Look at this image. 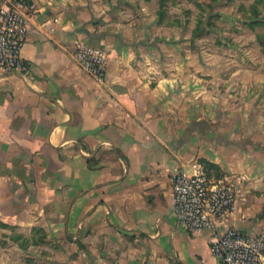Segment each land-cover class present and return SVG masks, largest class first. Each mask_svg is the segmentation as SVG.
<instances>
[{
  "label": "crops",
  "instance_id": "0c3cea01",
  "mask_svg": "<svg viewBox=\"0 0 264 264\" xmlns=\"http://www.w3.org/2000/svg\"><path fill=\"white\" fill-rule=\"evenodd\" d=\"M28 1L29 74L0 70V264H222L208 230L176 221L175 168L241 177L218 227L264 230L253 30L238 31L251 42L217 43L234 33L216 25L193 36L182 15L161 22L158 0ZM233 19L221 12L218 24ZM76 41L105 53L103 77L80 67Z\"/></svg>",
  "mask_w": 264,
  "mask_h": 264
},
{
  "label": "built area",
  "instance_id": "2783aa9c",
  "mask_svg": "<svg viewBox=\"0 0 264 264\" xmlns=\"http://www.w3.org/2000/svg\"><path fill=\"white\" fill-rule=\"evenodd\" d=\"M32 10L28 0H0V70L29 74V62L22 57L21 47ZM73 57L88 73L104 76L106 55L100 48L76 41ZM172 191L176 221L187 230H208L210 250L222 264H264V230L249 234L236 227H218L244 193L241 177L213 178L199 168L193 172L175 168Z\"/></svg>",
  "mask_w": 264,
  "mask_h": 264
},
{
  "label": "rangeland",
  "instance_id": "374dc122",
  "mask_svg": "<svg viewBox=\"0 0 264 264\" xmlns=\"http://www.w3.org/2000/svg\"><path fill=\"white\" fill-rule=\"evenodd\" d=\"M263 0H257L256 8L258 12L252 13L253 3H256V0H217L213 2L212 0H158V13L160 11L161 22L164 20L167 21L168 25L179 24L180 15L184 19V26L189 25L196 26L197 20L201 22L204 21V26H217L231 28L233 29L232 35H225L218 38L217 43L223 41L224 43H233L234 39H249L251 42L250 36L247 34H240L238 31L243 28L251 29L255 32V41L261 46V53L264 55V4ZM211 5L208 7V5ZM231 13L233 15V23L231 25H220L221 20H219V13ZM179 16V17H178ZM178 17V18H177ZM231 21V20H230ZM229 22V21H228ZM203 26V27H204ZM206 29L203 28V32ZM249 33V32H248ZM251 34V33H249ZM214 38V36H211ZM28 245V244H27ZM27 248V246L25 247ZM39 251V250H38ZM132 261V262H130ZM92 260H88V264H92ZM149 262L144 258L135 259V260H124L122 264H148ZM39 264V263H38ZM44 264V263H40ZM75 264H80L75 262ZM94 264V263H93ZM95 264H120L119 261L113 259V257L105 258L99 260Z\"/></svg>",
  "mask_w": 264,
  "mask_h": 264
},
{
  "label": "trees",
  "instance_id": "16d2710c",
  "mask_svg": "<svg viewBox=\"0 0 264 264\" xmlns=\"http://www.w3.org/2000/svg\"><path fill=\"white\" fill-rule=\"evenodd\" d=\"M259 1H261V0H259ZM262 3L264 4V0L262 1ZM256 4H257V0H256V3H253V5H252V7H253L252 13L258 12V9L256 8ZM208 6H211V5L209 4ZM159 13H160V11H159ZM197 22L198 23H196V26L193 29V36L201 34L203 32V28L210 29V26H208V25L204 26V24H205L204 21L201 22L200 20H197ZM1 224H5V223H1ZM26 246H28V245L27 244H21V247L25 248Z\"/></svg>",
  "mask_w": 264,
  "mask_h": 264
}]
</instances>
